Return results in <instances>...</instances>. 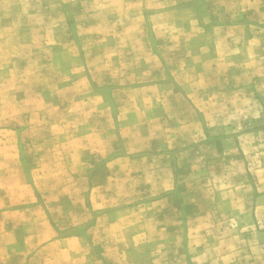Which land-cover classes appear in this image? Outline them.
<instances>
[{"label": "rangeland", "instance_id": "rangeland-1", "mask_svg": "<svg viewBox=\"0 0 264 264\" xmlns=\"http://www.w3.org/2000/svg\"><path fill=\"white\" fill-rule=\"evenodd\" d=\"M0 264H264V0H0Z\"/></svg>", "mask_w": 264, "mask_h": 264}]
</instances>
